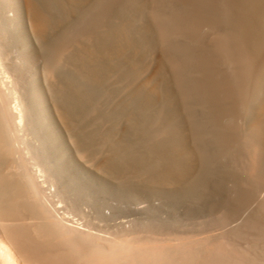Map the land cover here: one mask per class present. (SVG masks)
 <instances>
[{"label": "bare ground", "instance_id": "obj_1", "mask_svg": "<svg viewBox=\"0 0 264 264\" xmlns=\"http://www.w3.org/2000/svg\"><path fill=\"white\" fill-rule=\"evenodd\" d=\"M10 1L0 0V35L3 38L8 36L7 31L10 29L5 15L7 7L11 6ZM113 2L115 1L111 3ZM197 2L201 10L192 17L190 15L188 17L190 23H187L196 34L200 29L204 30L200 27L203 24L208 25L211 32L215 33L205 38L210 41L213 48L206 49V43L201 48L210 53L204 54L197 48L202 53L200 57L197 55L198 60L209 63L211 68L199 73L201 76L198 75L200 76L198 83L185 82L186 61L180 59V55H177L179 57L177 58L168 52L164 56L174 69L173 71L172 67L170 68L172 73H175L173 76L182 84V98L209 96L226 101L223 102L224 106H216L217 113L230 117L232 123L229 124L231 120L227 121L229 126H233L228 128L231 129L229 132H223L227 129L221 130L223 133L219 136L225 144L244 147L251 154L247 169L256 175L259 183L262 182L263 185L264 0H197ZM112 4L101 5L98 10L95 9L96 22L81 27L78 32L67 29L59 39L48 40L51 29L60 23L63 16L56 17L39 0H27L36 35L48 51L44 62V75L54 79L51 83L53 88L55 80L61 77L60 64L64 58L75 57L71 48L78 37L89 38L97 31L105 33L102 19L116 11ZM131 6L133 5H130L129 10ZM154 7L156 9V6ZM25 17L23 9L17 8L14 17L16 22L24 24ZM156 17L157 35L162 40L168 38L171 29L187 27L179 21L186 16H181L178 21L159 15ZM194 34L193 37H196L197 41L199 38ZM198 34L202 36L199 32ZM120 37L121 40L112 49L114 52H122L132 45L130 30L126 24L121 27ZM184 44L185 42L183 44L181 42L180 46L183 48ZM192 47L196 48L193 43ZM101 49L105 50L104 46H101ZM181 51L184 52V48ZM194 51L196 49L188 50L187 57L189 58ZM173 53H176V50ZM194 54L190 57L192 58ZM75 58L85 78L98 83L105 81L103 62L88 60L84 56ZM191 58L187 60L191 62L187 66L193 71L190 66L196 63H193ZM224 64L230 66L223 68L226 66ZM197 71L200 70L195 71V76L198 74ZM9 73L3 53L0 51V264H246L245 256L240 251V253L236 251L238 254L234 253L235 247L227 246L223 240L212 239L203 244L196 240L184 239L179 244H170L166 240L168 237L165 239L162 236L163 238L159 239L158 234L167 236L168 233L158 228L151 219L129 217L124 220L126 216L115 215L117 207L113 201L140 202L143 193L164 192L161 187L175 184L183 188L197 174L199 167L185 150L182 133L176 142L180 154L169 160L164 159L160 164L161 170H156L159 162H153L132 152L128 144H113L115 153L105 157V138L101 132L97 129L91 132L86 130L90 91L85 87H77L74 92H70L63 87L53 89V93L56 97L66 95L69 100L67 104L59 107V113L70 132L76 156L78 155L83 163L73 154H69L67 160L56 156V148L59 146L54 140L41 143L43 150L39 152L37 147H31L27 142L28 126L43 125L44 119L49 120L45 116V108L39 105V102H42L47 107L46 103L35 82H31L29 91L23 94L9 83ZM147 81L152 85L150 91L139 87L134 92L136 96L143 98L145 107L151 106L155 93L164 96L165 100L171 98L168 88H163L152 79ZM31 96L38 102L34 103ZM170 115L172 117L174 113ZM29 116H32V119ZM241 116L247 119L246 125L245 122L242 123ZM237 117H240L245 128L236 121ZM61 152L64 150L61 149ZM105 175L116 182L107 183ZM108 208L109 213L105 212Z\"/></svg>", "mask_w": 264, "mask_h": 264}, {"label": "rangeland", "instance_id": "obj_2", "mask_svg": "<svg viewBox=\"0 0 264 264\" xmlns=\"http://www.w3.org/2000/svg\"><path fill=\"white\" fill-rule=\"evenodd\" d=\"M39 1L56 17L63 16L60 23L51 29L48 40L59 39L67 29L78 32L81 27L96 22L95 9L98 10L101 5H105L103 3L108 2V0ZM112 1L115 2L112 4ZM130 1L135 3H130ZM148 1L109 0L105 6L112 4L116 11L102 19L105 25V33L93 32L89 38L80 36L71 48L75 57L84 56L88 60H98L105 64L104 82L98 83L85 78L76 58H68L67 56L60 64L61 77L55 80L54 88L51 86L54 79L44 75V62L48 51L36 35L27 0L10 1L11 6L7 7L5 13L10 27L7 31L8 36L3 38L0 35V51L3 53L8 72H10L8 81L23 94L29 91L31 82H35L47 107L42 102H39V105L45 108V116L50 121L44 119L43 125H29L27 142L31 147H37V151L42 152L41 143L54 140L59 146L56 148V156L67 160L68 155L73 154L79 162L83 163L82 159L77 157L78 155L76 156L70 132L59 113V107L67 104L69 100L66 95L56 97L53 93V89L58 90L63 87L70 92H74L77 87H85L90 91L91 97L87 101L89 114L86 130L91 132L97 129L101 132L105 138V157L115 153L113 144H128L132 152L153 162H159L156 170H161L162 165L160 164L164 162V159L169 160L171 157L180 154L176 142L179 139V134L182 133V144L188 155L197 163L200 172L198 171L183 188L181 185L175 184L161 187L165 190L164 192L151 193L148 191L143 193L140 202L126 200L124 203H118L111 200L117 207L115 215L126 216L124 220L129 217L151 219L158 228L168 233L167 236L158 234L159 239H162V236L165 239L168 237L166 240L170 244H179L184 239L196 240V242L203 244L212 239H220L227 246H234V253L236 251L241 252L246 258V264H264V183L262 185L260 182V184L257 176L247 169L252 158L251 154L244 147L225 144L220 137L223 132L231 131L228 128L233 126H229L232 123L230 117L217 113L216 106H224L226 101H220L221 99L217 100L209 96L182 98V84H179L173 76L174 72L172 73L170 70L172 65L164 56L167 52L177 58H179L177 55H180V59L186 61L185 82L198 83L201 76L199 73L206 72L211 66L203 60H198L197 55L200 57L204 52L210 53L201 48L205 46V43L210 45H206L205 48H213L209 43L210 41L206 40L213 33L208 25L203 24L200 27L204 30L200 29L196 34L192 26L188 24L190 23L188 17L198 14L201 10L197 0H192L193 2L191 0ZM131 4L135 8L131 6V10H129ZM147 4L150 5L147 6ZM128 5L129 7H125ZM143 5L146 6V9ZM17 8H21L25 12L24 24H18L14 19ZM157 15L162 17L165 15L163 18L177 21L181 16H186L189 20L187 21L186 17L181 18L179 21L187 27L171 29L168 40H162L157 35ZM77 24L81 25L78 26ZM123 24L129 27L133 42L124 51L114 52L112 49L121 40L120 31ZM208 30L210 31L208 32ZM192 33H195L194 36H198L197 41ZM177 36L181 38H177ZM176 40L177 42H175ZM181 42L182 44L185 42L183 45L184 52L181 51L183 50L180 46ZM192 43L196 48L192 47ZM101 46H104L105 50L101 49ZM192 48L196 51L191 52L190 56L195 53L197 59L194 58V54L192 61L196 64H191L190 67L194 70L190 71L187 65L191 62L187 60L191 57L188 58L186 52L193 50ZM197 48L201 49L202 53ZM175 50L176 53H173ZM227 65L223 68L230 66ZM231 67L233 68V66ZM196 68L201 71H197V76L194 75ZM149 79L160 84L163 88H168L171 92V98L165 100L164 96L155 93L151 106L145 107L143 98L136 96L134 92L139 87H143L145 91H150L152 85L148 83L147 80ZM31 98L34 103L38 102L34 96ZM199 108L201 109L199 110ZM144 109L145 111H143ZM172 112L174 115L171 117ZM207 114L208 116H205ZM190 116L191 118H189ZM29 117L32 119V116ZM239 118L237 117L236 121L241 124ZM241 118L242 123L245 122L244 125H246L247 119L243 116ZM225 119L227 123L224 122ZM227 120H231V122L228 124ZM197 124L199 125L197 126ZM221 124L226 127L224 128ZM221 130L224 131L221 133ZM61 149L64 152H61ZM105 179L109 184L116 182L108 175H105ZM142 205L145 206L142 207ZM109 210V208L105 209V212L109 213Z\"/></svg>", "mask_w": 264, "mask_h": 264}]
</instances>
